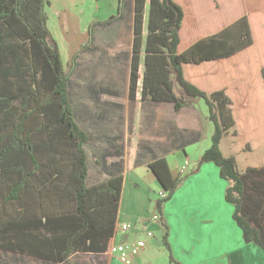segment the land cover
Wrapping results in <instances>:
<instances>
[{"label":"trees","instance_id":"16d2710c","mask_svg":"<svg viewBox=\"0 0 264 264\" xmlns=\"http://www.w3.org/2000/svg\"><path fill=\"white\" fill-rule=\"evenodd\" d=\"M192 3L191 14L184 0H135L129 99L139 94L141 102L173 103L175 113L204 102L213 134L198 167L217 166L242 240L264 253V20L253 25L242 17L200 36L197 21L208 6ZM48 8L47 0H0V204L16 207L0 213V252L60 264L74 254L107 251L123 177L107 173L87 186L92 138L78 125L70 95L77 57L66 70L48 28ZM215 9L221 12L216 3ZM106 142L107 155L120 157L122 146ZM147 168L165 194L154 204L161 244L169 264H179L160 216L187 176L173 178L163 158ZM27 193L41 213L25 201ZM42 199L56 202L57 210L46 212ZM63 203L73 207L71 214L63 213Z\"/></svg>","mask_w":264,"mask_h":264},{"label":"crops","instance_id":"0c3cea01","mask_svg":"<svg viewBox=\"0 0 264 264\" xmlns=\"http://www.w3.org/2000/svg\"><path fill=\"white\" fill-rule=\"evenodd\" d=\"M47 1L48 28L59 52L63 44L69 43L72 48L70 56L77 57L75 70L70 76V95L74 110L87 113L88 117L77 121L78 125L90 135L97 134V139L91 136L90 142L94 144H104L102 141L109 139L122 146L121 156L113 157L116 162L107 172L119 173L123 177L116 224L119 230L110 241L114 243L112 245L124 238V233L129 239L141 235L145 229L143 221L153 211L155 213V202L149 193L161 189L147 165L153 159L163 158L175 178L181 176L179 170L187 161V170L192 173L178 186L171 200L163 204L160 216L167 226V241L173 260L179 264H188V260L193 258L206 264H248V254L261 249L242 240V232L232 220L234 209L224 199L228 183L219 178L212 163L198 167L200 155L208 149L212 135H208L210 130L206 117L203 119L198 111L191 109L197 100L175 113L173 103L141 102L139 94L136 100L129 99L135 0ZM202 1L208 6V13L197 21L200 36L222 31L242 17L253 25L264 20V0ZM184 2L192 14V0ZM215 3L221 7V12L216 11ZM147 13L148 4L145 6V19ZM77 31L85 34L77 36ZM91 63L111 66L116 73L84 70L85 65ZM120 67L121 72L115 71ZM126 67L127 90L124 94L111 91L104 83L95 85L88 82L102 78H105L104 82L117 80L119 75L125 74ZM89 125L92 129L86 128ZM191 153L195 154V161ZM169 204L175 208L173 211ZM158 225L159 228L155 226L156 232L162 236L163 229ZM155 249L153 251L159 252L163 259L161 264H169L163 250ZM202 250L205 251L203 261L200 256ZM111 257L108 264H121L117 257ZM154 258L152 249L145 248L134 257L132 264H154ZM0 264L59 263L0 259Z\"/></svg>","mask_w":264,"mask_h":264},{"label":"rangeland","instance_id":"374dc122","mask_svg":"<svg viewBox=\"0 0 264 264\" xmlns=\"http://www.w3.org/2000/svg\"><path fill=\"white\" fill-rule=\"evenodd\" d=\"M108 18V17H107ZM82 28V26H79ZM78 28V27H77ZM85 34V32L83 34L79 33L77 31L76 35L77 36H81L83 37V35ZM65 39L68 38V35L62 34ZM72 48L69 46V43H67V45L65 46V44H63V49L60 50V56H61V62L64 66V68L66 70H68L70 67H72V62L73 59L75 57H71L70 56V50ZM86 71L89 72H95V73H116L114 71H112L111 66H98L96 64H86L85 65V69ZM120 70L121 72V67L120 68H116L115 71ZM105 78H102L100 80H90L88 81L89 83H93L95 85H99L101 83L106 84L107 88H110L111 91H114L116 93H121L124 94L125 90H127V84H126V80H127V67L125 69V74L123 75H119L117 80L114 79H110V80H106L104 82ZM76 86V84H75ZM206 106L204 104V102L202 100H197V102L193 105V108L191 109H195L196 111H198L200 113V115L203 116V119H205L208 121L207 125L209 127L210 133H208V135H212L213 133V126L212 123L208 120V114H207V110H206ZM87 113H80L79 111H77V117L78 120L77 121H83L88 119V117L86 116ZM111 116V115H110ZM138 121V120H137ZM205 122V120H204ZM108 124V122L106 123V125ZM92 125L87 126L86 128H91ZM92 129V128H91ZM91 136H94V138H98L95 137L97 136V134L91 133ZM46 136L45 137H39L37 139V141L41 144L42 142H46ZM104 144H94V142H90L88 143V145L86 146V150H87V157H88V183L87 186H94L98 183H101L102 181L107 179V172L108 169L112 167V163H115V158L107 155V152H111V148L109 147V145L106 144L105 141ZM209 142V141H208ZM208 142L206 143V145H208ZM41 154V152H40ZM103 155L106 156V158H103ZM192 159H194V161L196 160L194 158L195 154L191 153L190 154ZM45 153L42 152V154L40 155V157L42 159H44ZM98 163V165L96 164ZM120 163V162H119ZM213 166H215L213 164ZM63 167V164H62ZM217 168V166H215ZM217 170L219 171V169L217 168ZM192 173V171L187 170L183 173H178L181 176L183 175H190ZM3 188V185L0 184V190ZM154 193H149L150 197H152L154 200V202L158 199H162L164 195H162L161 191H157L154 190ZM175 193V192H174ZM173 193V194H174ZM27 197H25V201L30 200L32 203V208L33 211L35 212V210L39 213H41V207L38 206L35 202L33 197V193H27L26 194ZM37 197V196H36ZM36 197L35 200H36ZM169 201V200H168ZM168 201L164 202L167 203ZM42 204H43V208L46 210V212L51 213L57 210L58 208V204L56 202H52V206L50 204H48V201H46L45 199H42ZM170 206V210L173 211L175 208L172 206V204H169ZM63 213L64 214H71L73 211V207L71 205H67L65 203H63ZM16 211V207L14 208L13 206L10 205H1L0 204V213H2L3 215H8L11 212H15ZM149 213H151V211H148ZM153 215H157L156 213H154V211L150 214V216H148L147 219H145L143 221V226L145 227V229H143L141 231V235H135V237L133 236V238L126 237V234H122L124 236V238H120V240L118 242H115V244H122V245H127L128 247H130L133 243L136 242H142L143 246L140 247L139 251H138V255L141 254V252L146 248L147 250H149L150 248L152 249V254L155 255L154 264H161L163 263V259L158 255V253H156L153 250H156L155 247L161 248L164 252V256H166V258H168V253L166 252V250L164 248L161 247V233L158 231V233L156 232L155 226H157L159 228L158 225V220L154 221L151 217ZM158 217V216H157ZM116 230H119L118 227H116ZM115 230V231H116ZM126 231V229L124 230ZM123 231V232H124ZM111 244H109V246L107 247V251L102 253V254H91V253H78V254H74L71 255L69 257V260H67L68 263L71 264H108V261H110L109 259L112 258L109 253H108V248L113 246L112 244H114L113 242H110ZM111 245V246H110ZM137 255V256H138ZM203 259L202 261L205 259V251L202 250L201 255H200ZM249 258H247V263L248 264H264V253L257 249L256 252L254 253H249L248 254ZM0 259H13V260H28V261H32L35 260V258H31L28 256H19V255H13V253H4V252H0ZM169 261V259H168ZM188 264H206V263H199V261L196 258H193L192 260H188Z\"/></svg>","mask_w":264,"mask_h":264},{"label":"built area","instance_id":"2783aa9c","mask_svg":"<svg viewBox=\"0 0 264 264\" xmlns=\"http://www.w3.org/2000/svg\"><path fill=\"white\" fill-rule=\"evenodd\" d=\"M187 167H188V164H187V161H185L182 164L179 172L180 173L185 172V170H187ZM157 216L158 215H153L151 218L154 221L155 220L157 221L158 220ZM142 246H143L142 242L133 243L130 247H128L127 245L115 244L108 248V253L112 256L117 257L119 261L121 262V264H132L134 257L138 255V251L140 247Z\"/></svg>","mask_w":264,"mask_h":264}]
</instances>
